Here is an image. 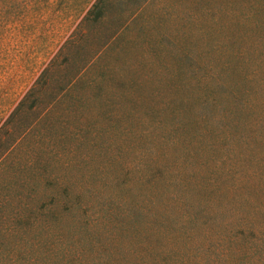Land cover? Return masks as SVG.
Returning a JSON list of instances; mask_svg holds the SVG:
<instances>
[{
	"label": "rangeland",
	"instance_id": "374dc122",
	"mask_svg": "<svg viewBox=\"0 0 264 264\" xmlns=\"http://www.w3.org/2000/svg\"><path fill=\"white\" fill-rule=\"evenodd\" d=\"M259 22L264 0H0V125L32 88L14 126L32 123L31 143L51 152L38 196L76 202L80 217L127 206V137L188 116L195 70H225ZM209 236L182 229L164 244L222 264Z\"/></svg>",
	"mask_w": 264,
	"mask_h": 264
},
{
	"label": "trees",
	"instance_id": "16d2710c",
	"mask_svg": "<svg viewBox=\"0 0 264 264\" xmlns=\"http://www.w3.org/2000/svg\"><path fill=\"white\" fill-rule=\"evenodd\" d=\"M253 29L225 70H195L188 116L164 123L158 137H127V206L102 202L92 217L68 214L76 202L38 196L49 187L51 152L40 138L31 143L32 123L14 126L29 89L0 125V264H207L171 258L164 241L182 229L219 238L222 264H256L264 252V22Z\"/></svg>",
	"mask_w": 264,
	"mask_h": 264
}]
</instances>
